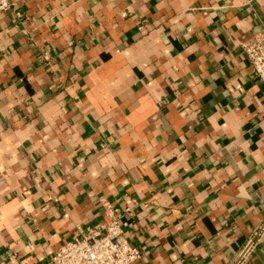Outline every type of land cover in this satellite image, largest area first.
<instances>
[{
	"label": "crops",
	"instance_id": "obj_1",
	"mask_svg": "<svg viewBox=\"0 0 264 264\" xmlns=\"http://www.w3.org/2000/svg\"><path fill=\"white\" fill-rule=\"evenodd\" d=\"M0 264H51L131 208L135 264H233L264 219V0H10ZM247 264H264V239Z\"/></svg>",
	"mask_w": 264,
	"mask_h": 264
},
{
	"label": "built area",
	"instance_id": "obj_2",
	"mask_svg": "<svg viewBox=\"0 0 264 264\" xmlns=\"http://www.w3.org/2000/svg\"><path fill=\"white\" fill-rule=\"evenodd\" d=\"M12 7L10 0H0V16ZM251 70L264 86V31L243 44ZM103 221L82 230L80 236L64 244L52 256L51 264H135L143 257L140 248L124 237L123 221L131 208H119L109 200H101ZM264 239V219L254 230L233 264H247Z\"/></svg>",
	"mask_w": 264,
	"mask_h": 264
}]
</instances>
